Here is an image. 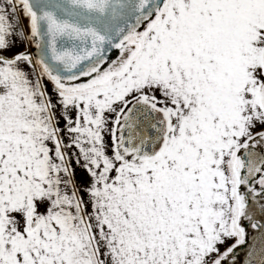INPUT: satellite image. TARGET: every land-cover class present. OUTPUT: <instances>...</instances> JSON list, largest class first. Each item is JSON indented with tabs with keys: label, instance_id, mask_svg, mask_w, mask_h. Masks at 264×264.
Wrapping results in <instances>:
<instances>
[{
	"label": "snow or ice",
	"instance_id": "snow-or-ice-1",
	"mask_svg": "<svg viewBox=\"0 0 264 264\" xmlns=\"http://www.w3.org/2000/svg\"><path fill=\"white\" fill-rule=\"evenodd\" d=\"M0 264H264V0H0Z\"/></svg>",
	"mask_w": 264,
	"mask_h": 264
}]
</instances>
